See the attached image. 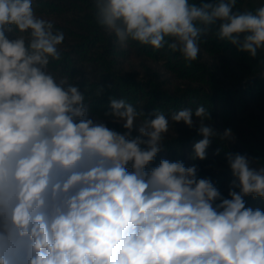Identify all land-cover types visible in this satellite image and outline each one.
<instances>
[{
  "label": "clouds",
  "instance_id": "9594fccd",
  "mask_svg": "<svg viewBox=\"0 0 264 264\" xmlns=\"http://www.w3.org/2000/svg\"><path fill=\"white\" fill-rule=\"evenodd\" d=\"M236 4L93 0V10L121 48L167 49L191 66L212 33L264 67V6L241 12ZM64 40L33 0H0V264H264V207L245 201L264 205V165L228 152L227 197L195 164L153 167L170 122L202 136L192 160L207 158L214 137L234 134L206 124L204 105L146 115L110 97L103 115L124 131L90 118L87 88L50 67Z\"/></svg>",
  "mask_w": 264,
  "mask_h": 264
},
{
  "label": "trees",
  "instance_id": "16d2710c",
  "mask_svg": "<svg viewBox=\"0 0 264 264\" xmlns=\"http://www.w3.org/2000/svg\"><path fill=\"white\" fill-rule=\"evenodd\" d=\"M33 8L37 16L53 20L55 27L65 33L60 46L62 60L50 67L58 78L67 76L82 92L87 88L86 97L93 105L90 118L99 114L109 128L124 131L103 115L110 97L125 98L146 115L159 109L168 116L173 110L190 107L194 111L204 105L212 117L206 124L219 133L230 128L234 134V141L214 137L207 158L192 160L193 145L202 136L183 122H170L164 150L157 155L153 167L161 159L180 160L186 167L195 164L198 177L209 178L227 197L232 180L228 152L256 158L264 165V77L250 80L261 72L259 56L250 58L248 53L237 51L209 33L200 45L198 59L186 66L179 53L167 49L154 51L136 42L121 48L115 35L95 22L93 0H33ZM256 9L246 0H237L233 10ZM98 87L104 89L100 96L95 95ZM245 201L246 207H264L250 196Z\"/></svg>",
  "mask_w": 264,
  "mask_h": 264
},
{
  "label": "rangeland",
  "instance_id": "374dc122",
  "mask_svg": "<svg viewBox=\"0 0 264 264\" xmlns=\"http://www.w3.org/2000/svg\"><path fill=\"white\" fill-rule=\"evenodd\" d=\"M246 3L253 4L256 8L264 6V0H246Z\"/></svg>",
  "mask_w": 264,
  "mask_h": 264
},
{
  "label": "water",
  "instance_id": "95a60500",
  "mask_svg": "<svg viewBox=\"0 0 264 264\" xmlns=\"http://www.w3.org/2000/svg\"><path fill=\"white\" fill-rule=\"evenodd\" d=\"M260 77H264V67H262V69H261V72H260V73H258V75H257V76H255V77L251 78L250 80H253V79H258V78H260Z\"/></svg>",
  "mask_w": 264,
  "mask_h": 264
}]
</instances>
